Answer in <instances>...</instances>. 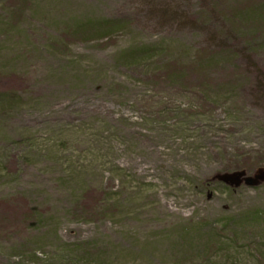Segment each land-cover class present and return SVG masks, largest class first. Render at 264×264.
Segmentation results:
<instances>
[{"label":"rangeland","instance_id":"374dc122","mask_svg":"<svg viewBox=\"0 0 264 264\" xmlns=\"http://www.w3.org/2000/svg\"><path fill=\"white\" fill-rule=\"evenodd\" d=\"M258 166L264 0H0V264H264Z\"/></svg>","mask_w":264,"mask_h":264},{"label":"water","instance_id":"95a60500","mask_svg":"<svg viewBox=\"0 0 264 264\" xmlns=\"http://www.w3.org/2000/svg\"><path fill=\"white\" fill-rule=\"evenodd\" d=\"M214 180L223 181L234 187L242 184L252 187L258 186L260 183H264V167L256 168L250 175H247L245 170L217 173L212 181Z\"/></svg>","mask_w":264,"mask_h":264},{"label":"trees","instance_id":"16d2710c","mask_svg":"<svg viewBox=\"0 0 264 264\" xmlns=\"http://www.w3.org/2000/svg\"><path fill=\"white\" fill-rule=\"evenodd\" d=\"M112 21L113 20L107 21V23L105 24V26H103L102 29H105V31L108 30V29H111L112 30L116 26V24H118V22H115V21L112 22ZM15 78H17V77H14V79ZM166 78H167V76H166Z\"/></svg>","mask_w":264,"mask_h":264}]
</instances>
